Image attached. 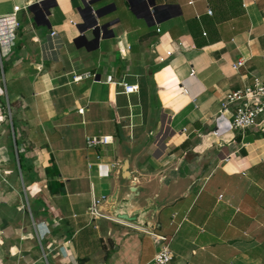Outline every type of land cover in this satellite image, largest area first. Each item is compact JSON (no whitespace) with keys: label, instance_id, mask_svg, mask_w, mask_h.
<instances>
[{"label":"crops","instance_id":"obj_1","mask_svg":"<svg viewBox=\"0 0 264 264\" xmlns=\"http://www.w3.org/2000/svg\"><path fill=\"white\" fill-rule=\"evenodd\" d=\"M41 1L0 0V264H150L155 235L171 264H264V130L232 137L220 115L226 93L264 78V0H102L113 36L97 41L77 30L81 0ZM125 159L136 204L159 207L152 229L105 211L130 192Z\"/></svg>","mask_w":264,"mask_h":264},{"label":"built area","instance_id":"obj_2","mask_svg":"<svg viewBox=\"0 0 264 264\" xmlns=\"http://www.w3.org/2000/svg\"><path fill=\"white\" fill-rule=\"evenodd\" d=\"M21 10L19 5H14L11 12V16L16 17L17 13ZM208 14L211 11L207 10ZM70 23L75 24L73 20H69ZM19 23L14 20L15 29L18 28ZM159 30V29H157ZM48 41L50 44L51 51H59L62 47V40L56 29H51L48 35ZM171 51H167L166 54L169 55ZM243 65V58H239L236 62L231 63V68L237 71V69ZM41 69V65L38 66ZM193 74V72H191ZM93 75L89 71L75 72L71 73V81L79 82L85 78L92 77ZM119 86L122 87V92L125 94H131L138 90L137 84H128L126 82H119ZM4 96L6 97V91H4ZM4 105V104H3ZM221 113L220 115L225 118L227 131L232 133V137L240 135L244 137L246 131L251 129L254 125L259 124L260 128L264 130V78L254 76L252 82L243 85L241 88L230 91L226 93L225 97L220 101ZM83 108L78 109L79 113H82ZM11 120V113L8 101L6 100L5 105L2 107L0 104V122L3 120ZM236 132V133H234ZM212 135L218 137L217 131H213ZM112 139L110 136L106 135H92L85 137V143L88 147H96L101 145L110 144ZM8 159L3 155H0V168L3 162ZM97 169L101 177H106L109 175L107 167L102 164H97ZM2 175L0 169V176ZM104 199L105 197H101ZM100 202L99 199H95L90 205L89 213L92 216L98 214L97 206ZM46 225V222H45ZM3 231L0 230V235ZM154 241L158 242L159 248L152 258L150 264H171L173 260V252L169 246V242L161 236H154ZM43 258L48 261L47 254L43 252Z\"/></svg>","mask_w":264,"mask_h":264},{"label":"water","instance_id":"obj_3","mask_svg":"<svg viewBox=\"0 0 264 264\" xmlns=\"http://www.w3.org/2000/svg\"><path fill=\"white\" fill-rule=\"evenodd\" d=\"M102 0H81L80 5L77 7V12L80 16L81 22L76 24L77 30L80 34L90 32L91 37L97 41L100 37L107 38L112 37L113 32L109 29L112 25V21L99 22L108 14V9L113 7V4L106 5L100 9H94V6ZM46 1L37 3V6L43 11L48 9ZM34 6L29 7L32 13ZM75 42V40H74ZM121 166V177L130 181L129 193L121 195L120 189H115L114 193L108 197L105 205V211L114 219L125 221L143 229H152L154 224L152 223L155 213L159 210V207L153 205L150 200H146L145 205H137L136 197L139 195V187L136 185L137 179L135 177L125 175L128 172V160L125 159L119 164ZM139 204V203H138ZM132 207V208H131Z\"/></svg>","mask_w":264,"mask_h":264},{"label":"rangeland","instance_id":"obj_4","mask_svg":"<svg viewBox=\"0 0 264 264\" xmlns=\"http://www.w3.org/2000/svg\"><path fill=\"white\" fill-rule=\"evenodd\" d=\"M7 121V120H6ZM250 197V196H249ZM245 199L247 198V196H245L244 197ZM260 229H262V228H260ZM260 229H255V232L257 231V230H260ZM251 230H253V229H251Z\"/></svg>","mask_w":264,"mask_h":264}]
</instances>
